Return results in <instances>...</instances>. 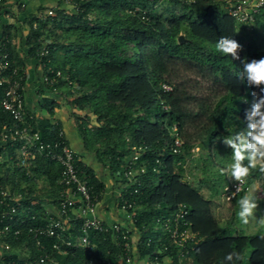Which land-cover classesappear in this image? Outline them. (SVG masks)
<instances>
[{"label": "trees", "instance_id": "trees-1", "mask_svg": "<svg viewBox=\"0 0 264 264\" xmlns=\"http://www.w3.org/2000/svg\"><path fill=\"white\" fill-rule=\"evenodd\" d=\"M68 1L71 7L62 0L60 7L54 8V15L45 19H38L36 13L29 15L28 57L43 64L50 76L60 71L61 75L55 76L57 82L76 84L78 95L74 103L87 112L76 117L83 150L113 174L123 176L125 167L132 162L133 176L129 180L124 175L127 187L122 196L132 204L128 211L135 212L134 227L141 236L140 258L149 256L151 264H166L165 258L170 257L173 264H179V247L165 224L173 229L176 214L184 209L182 225L196 233V239L186 244L192 258L190 264H225L224 257L234 250L243 257L234 264H264V234L240 232L232 220L221 224L212 200L200 190L207 186L214 198L230 182L228 175L221 173L233 162L232 149L222 148L223 139L233 134V128L246 127L245 110L255 99L252 93L260 91L238 77L244 59L264 57L254 43L258 29H252V42L239 53L240 60H233L216 50L221 36L233 37L240 43L237 27H247L242 23L237 26L229 12V0H167L171 4L166 8L168 14L157 13L154 0ZM256 19L264 25V7ZM64 20L70 26L49 41ZM181 34L186 39L183 43L179 41ZM7 45L3 51L9 53L11 69L19 66L22 73L26 69L24 62H14L16 52L11 41ZM43 49L47 53H42ZM180 67L197 74L209 71L216 76L223 90L215 94L210 111L203 101L201 109L192 107L197 95L195 85L191 88L184 78L178 79ZM25 81L26 78L24 85ZM3 93L4 88L0 87V98ZM29 115L32 114L28 112V124L39 129L42 139L54 140L62 129L49 122L36 126V120ZM92 117L96 124L89 125ZM11 120L10 114L0 109V122ZM177 139L181 145L176 144ZM5 145L11 152L18 148V143L12 141ZM197 146L201 155L194 158ZM135 152L139 155L133 160ZM76 157L81 177L101 198L104 183L78 152ZM44 158L52 163L50 182L56 184L58 180L59 184V164L43 155L37 156L32 170H21L22 176L30 181V171L40 174L41 165H46ZM190 158L196 165L189 172H198L193 179L187 175ZM246 180L248 185L260 182L264 189V173L259 168L252 170ZM3 182L0 177V212L7 209L2 190L8 188ZM61 188L59 184L55 203ZM243 195L244 192L231 201L236 202ZM31 201L22 196L13 219L2 220L0 215V227L9 224L12 228L11 233L0 236V242L10 245L8 252H0V264H25L46 253L54 256L56 264H87L90 258L100 257L118 259L119 246L109 234L99 231L91 232L96 243L92 254L75 247L65 254L53 253L52 244L58 240L55 237L42 236L43 246L39 247L30 229L45 223L50 216L45 214L46 206H32ZM73 224L80 232L81 219H75ZM249 247L252 252L247 260Z\"/></svg>", "mask_w": 264, "mask_h": 264}, {"label": "built area", "instance_id": "built-area-1", "mask_svg": "<svg viewBox=\"0 0 264 264\" xmlns=\"http://www.w3.org/2000/svg\"><path fill=\"white\" fill-rule=\"evenodd\" d=\"M66 4L69 2L65 0ZM163 1V0H154ZM190 2L191 0H184ZM264 7V0H229V12L239 23L247 26L253 25L257 14ZM54 15L53 9H45L37 11L38 19H45L46 16ZM9 16L5 0H0V87L4 88V93L0 98V109L6 111L11 116V122H0V143L5 145L8 141L18 143V164L25 169H29L34 165L38 155H43L46 158L56 161L60 166L59 184L61 190L57 198L56 215H51L45 223L31 227V231L37 238V245L43 246L41 237H55L58 240L53 242V253H67L69 248L75 247L87 250L92 254L96 247L91 232L99 231L109 234L114 243L119 246L120 253L118 259L114 260L110 257L90 258L87 264H131L133 260V242L130 231L123 228L121 223L114 222L108 224L96 215L97 204L100 196L97 195L92 186L84 180L76 164V151L69 144L64 129H59L54 140L42 139L39 129H33L28 124V112L25 106L24 84L23 79L26 78V71L21 73L22 68L17 66L11 69L9 61V53L3 51L5 43L3 42L2 18ZM36 21L34 26L36 27ZM42 53H47V49H43ZM25 73V76L24 74ZM61 72L56 71L55 76H60ZM47 82H54L55 77L45 76ZM166 89H170L169 85H164ZM30 119L33 118L29 115ZM177 145H181L179 139ZM138 152L133 155V160L138 158ZM131 158V159H132ZM131 163V164H130ZM132 162L125 167V176L131 180L133 171L131 170ZM237 182L232 180L225 184L222 190L224 200L230 201L232 198L242 192H247L249 185L247 180L240 186V190L236 191ZM3 201L7 206L6 210H2L0 215L5 218L13 219L17 208L21 203L22 196H13L9 190H2ZM13 200V203L8 201ZM132 206L128 199L121 196V208L125 211ZM186 211L181 209L175 216L174 228L169 224H165L166 228L171 232L173 243L179 247V264H184L186 259L191 260L187 243L189 240L196 239L194 233L189 227H183L182 223ZM81 219L80 232L75 238L72 233L74 226L73 221ZM170 221V220H169ZM12 232L9 224H4L0 227V236H6ZM14 233H19L15 230ZM10 250V245L7 241L0 242V252L4 254ZM55 255V254H54ZM10 263V262H9ZM25 264H56L54 256L50 253L40 255L38 258H33ZM173 264V262L171 263Z\"/></svg>", "mask_w": 264, "mask_h": 264}, {"label": "crops", "instance_id": "crops-1", "mask_svg": "<svg viewBox=\"0 0 264 264\" xmlns=\"http://www.w3.org/2000/svg\"><path fill=\"white\" fill-rule=\"evenodd\" d=\"M42 2L44 1L7 0L6 6L7 13L9 14V16H3L2 18V36L3 42L5 43L4 48L6 46L8 47L7 43L11 41V46L16 52L15 56L13 57V61L20 63V61L22 60L26 67V81L24 85V98L26 110L27 112L33 115L32 119L36 120V126H40V122H42L43 124H47L49 122L52 125H60L62 129H64L66 137L68 141H70L69 144L71 143L72 145H70L75 149L76 152L79 153V158L82 159L87 165L92 167L95 170V173L99 180L104 183V190L96 208L97 217L108 224H112L114 222L121 223L123 228L130 231L131 234L133 233L135 235V240L139 242L141 236L137 232L136 227H134L135 212L125 211L120 207L122 192L126 189L127 184L125 183V181L119 182L118 177L114 179L110 170L107 167L98 164L99 162H97L94 157L89 156V154H87L83 150V141L79 135L75 115H78L79 112L85 111L79 110L76 104L74 103V100L78 95L76 94V84L67 83L64 80L61 81L62 84L57 82V80V83L55 81V83L45 81L44 77L50 75L47 74V71L44 70V65L39 63L37 59L28 57V46L26 44V41L27 37L29 36L30 29L28 30L26 25H28L30 21L28 19L29 15H31L32 13H36L38 10L36 7ZM19 5H22V7L20 8ZM12 14L14 15L12 16ZM23 25H25V28H23ZM15 26H17V28L22 27L23 29V33H18L20 36L18 39L17 37L12 38V35L10 33V31H12V28H15ZM50 77L53 78L55 76ZM6 147V145L0 143V158L2 150L3 152H5ZM14 151L15 153H17L16 147ZM82 156L87 157L86 159H83ZM43 162H45L46 165H41V175L46 178V180H50V175L53 174L52 163L51 161L49 162L45 158L43 159ZM35 165L39 167V164L36 163ZM57 176H59V174H57ZM252 184H258V182L256 181ZM57 185L59 186L58 180ZM200 190L203 192L206 198L214 200V198L211 197V190L207 186H201ZM247 193L248 192H245V194ZM253 195L256 197L259 194L253 193ZM31 202L41 203V205L46 206L45 214L49 216L56 215L57 206L55 202L52 201L51 203H49L47 201L42 202L34 200H32ZM221 224L224 225V223ZM135 232L137 233V236ZM72 233L74 234L75 238L78 236V234L76 235L75 231L73 230ZM145 258L149 260V263L147 264H151L149 256H146ZM142 260L140 262H142ZM165 262L166 264H171L173 260L168 257L167 260L165 258Z\"/></svg>", "mask_w": 264, "mask_h": 264}, {"label": "rangeland", "instance_id": "rangeland-1", "mask_svg": "<svg viewBox=\"0 0 264 264\" xmlns=\"http://www.w3.org/2000/svg\"><path fill=\"white\" fill-rule=\"evenodd\" d=\"M44 2L38 4V6L36 7L38 10H40V7H42L43 9H41V11H44L45 9H53L54 13H55V7H60V3H62L60 0H43ZM68 7H71L72 4L71 2H67ZM170 2L167 0H163V1H156L154 3V7L157 13L162 14H168V11L166 10V8L169 6L170 7ZM20 8L22 7V5H19ZM168 7V9H169ZM21 10V9H20ZM37 10V11H38ZM72 11V10H71ZM14 14H12L13 16ZM237 26L240 24L238 21H236ZM26 24V23H24ZM27 29H30V24L26 25ZM70 26V23L67 20L63 21V26L61 28H55L54 30V34L51 35V38L49 39V41L53 40L54 37L57 36L58 33H63L68 27ZM248 27V28H247ZM247 27H241L239 26V33L241 35V42L240 44L243 46V49L246 50L248 44L250 42H252V37L253 35V28H257L258 29V35L255 38L254 43L257 45V47L259 48L260 52H264V25L260 24L257 22V19L255 20V23L253 25L247 26ZM23 28H25V25H23ZM19 29V30H18ZM23 33V29L22 27L17 28V26H15V28H12V31H10L11 33V37H17V39L20 37L18 33ZM177 76H180V78L178 79H182L184 78L185 82L190 84L191 88L194 87V92L197 94L196 98H194L195 100L192 102V107H194L196 110L201 109V102H205L207 103V109L208 111H210L212 104H214L215 102V94H220L223 90L222 86L220 85V83L218 82L217 78L215 75H213L211 72L209 71H204V72H199V74L190 71V70H184L183 67H180L177 70ZM193 86V87H192ZM214 101V102H213ZM79 109V108H78ZM80 110V109H79ZM87 112H79L78 115H75V120L76 117H81L84 116ZM92 121L89 123V125H93L96 124L95 118H91ZM77 121V120H76ZM241 129L238 127H235L231 130L232 133L238 132ZM229 136V135H227ZM226 136V137H227ZM70 142V141H69ZM71 144V143H70ZM72 145V144H71ZM222 148L224 150H229L228 147H226L224 144L222 146ZM194 154L193 157L194 158H198V156L201 155V149L200 147H196L194 149ZM17 153H15V151L11 152L7 147L5 152H3L2 150V154H1V158H0V177H2L3 179V186L7 187L9 190V192L13 195V196H25L31 200L34 201H47L49 203H51L53 200H55L56 195H57V181H55L56 184H52L50 182L49 179L46 180V178H44L41 173L40 174H35L33 171L31 173V180L30 181H26L22 176H21V170H26L23 166L18 164V150L16 151ZM208 150L205 151V153H207ZM87 156H82L83 159H86ZM232 157V156H231ZM194 158H190L187 161L186 167H187V175L188 178L193 179L196 175H198V172H193L192 174L189 171H193V167L194 165H196V162L194 161ZM96 160V159H95ZM97 161V160H96ZM98 162V161H97ZM100 165H102L100 162L98 163ZM32 167V166H31ZM31 167L29 169H31ZM32 170V169H31ZM190 175H189V174ZM113 178L116 179V177L119 178V182H124L125 178L124 175H120L118 173H111ZM117 174V176H116ZM117 178V179H118ZM229 180L232 181L233 179L228 176ZM197 183V182H195ZM250 188L248 189V193H251L253 195V193L259 194L256 197L257 203H258V208L255 210L254 212V219L250 218V222L248 225H244L237 213L239 212V204L238 201L239 199H241L242 197H240L236 202H232L230 201H226L224 200V196L222 195V193H220L219 196H215L214 200H212V206L214 207V213L216 215V217L219 219V221L221 223H225L228 221H236L235 223V227L238 228L239 230H241L240 232L246 233V234H255V233H263L264 234V225H261L258 221L260 217H264V189L261 185L260 182H258V184H252L250 183ZM205 188V187H204ZM206 193V190H205ZM247 193V194H248ZM245 194V193H244ZM34 204H38L37 202H32V206H34ZM35 208V207H33ZM73 231L77 232V230L75 228L72 229ZM136 231V230H135ZM136 233V232H135ZM133 234V233H132ZM132 242H133V260L131 264H147L149 263L148 259H141L139 258L140 255V251H139V247H138V242L135 240L134 238V234L132 235ZM137 236V233H136ZM252 249L249 247L246 250V255L245 258L248 260L250 258ZM168 257H166L167 260ZM170 258V257H169ZM142 260V262H140ZM169 260V259H168ZM191 260L186 259L184 261V264H190Z\"/></svg>", "mask_w": 264, "mask_h": 264}, {"label": "clouds", "instance_id": "clouds-1", "mask_svg": "<svg viewBox=\"0 0 264 264\" xmlns=\"http://www.w3.org/2000/svg\"><path fill=\"white\" fill-rule=\"evenodd\" d=\"M216 50L225 56H231L233 60H240L239 53L243 46L233 37L221 36L216 42ZM238 77L260 91L252 93L255 99L245 110L246 127L223 139V144L232 149L233 162L227 168L221 169V173L237 182L236 191L240 190V186L252 170L259 168L264 173V87H261L264 85V57L244 59ZM238 204L237 215L244 225H248L250 218H255L254 212L259 206L256 197L251 193L245 194L239 199ZM258 222L264 225V217H260ZM242 259L241 253L235 250L224 257L225 264H234L235 261Z\"/></svg>", "mask_w": 264, "mask_h": 264}, {"label": "water", "instance_id": "water-1", "mask_svg": "<svg viewBox=\"0 0 264 264\" xmlns=\"http://www.w3.org/2000/svg\"><path fill=\"white\" fill-rule=\"evenodd\" d=\"M185 36L183 35V34H181L180 36H179V41L181 42V43H183V42H185Z\"/></svg>", "mask_w": 264, "mask_h": 264}]
</instances>
